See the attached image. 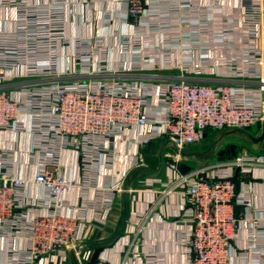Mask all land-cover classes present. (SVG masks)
Segmentation results:
<instances>
[{
	"label": "built area",
	"instance_id": "1",
	"mask_svg": "<svg viewBox=\"0 0 264 264\" xmlns=\"http://www.w3.org/2000/svg\"><path fill=\"white\" fill-rule=\"evenodd\" d=\"M34 1L0 0V9L8 12L0 30V140L8 131L32 134L35 145L22 164H35L37 170L31 179L17 174L15 151L0 145V233L24 237L23 252H13L11 260L30 264L68 248L79 255L91 227L107 216L124 182H96L101 166L111 158L113 136L145 128V141L166 137L181 155L202 143L210 131L257 126L259 133L264 122V0H243L241 13L230 24L223 22L222 31L202 22L196 33L218 32L223 39L236 25L240 35L230 36L215 57L214 49L201 54L200 64H171L169 56L162 68L179 74L157 84L123 75L157 69L159 60L148 58L156 36L147 26L157 27L163 38H178L173 20L158 14L161 8L153 9L151 0H126V25L133 32L117 35L120 52L141 47L149 55L142 63L121 67L106 65L115 47L106 45L103 35L67 34L66 19L59 12L63 0H56L57 8ZM182 4L192 6L190 0ZM69 14L75 16L74 8ZM99 20L108 22L110 16L106 13ZM71 45L75 50L70 64L63 66L61 48ZM65 153L75 156L80 180L65 174ZM261 160L243 153L187 171L179 168L177 159L169 162L173 176L161 195L179 189L184 196L181 216L188 222L189 264H229L238 231L248 219L237 207L252 206L251 196L239 192L238 184ZM138 161L136 157L132 164ZM30 182L42 186L44 195L25 194ZM75 187L81 192L79 200L71 212H63L64 196ZM90 189L100 191L94 200ZM134 243L135 238L128 252Z\"/></svg>",
	"mask_w": 264,
	"mask_h": 264
},
{
	"label": "crops",
	"instance_id": "2",
	"mask_svg": "<svg viewBox=\"0 0 264 264\" xmlns=\"http://www.w3.org/2000/svg\"><path fill=\"white\" fill-rule=\"evenodd\" d=\"M190 1L191 7L182 4V0H151L150 5L153 9L161 8L158 14H165L173 20V34L179 39L163 38L157 27L147 26L149 29L147 32L156 36L151 40L154 43L151 55L148 54L147 48L141 47H132V51L126 54L120 52L117 35L133 32L131 27L126 25L128 16L126 0H63L60 1L62 11L59 12L64 14L65 30L69 36L99 34L104 36L106 45L115 47L108 53L110 62L107 60V66L121 67L142 63L143 56L147 54L150 62L159 60V63H155L157 69L123 74L127 79L153 81L157 84L179 74L178 70L162 68L167 65L164 62H168L169 56H171V64H179L181 61L188 65L200 64L201 54L211 53L214 49L215 57L218 49L228 44L226 40L231 39L230 36L236 39L240 35V29L236 25L224 32L223 39L216 36L218 32L200 34L196 32L199 31L202 22H208L215 30L222 31L223 22L228 20L230 24L234 16L241 13L243 0ZM34 2H43L45 6L52 4L57 8L54 4L56 0ZM172 3L176 5H171ZM70 7L76 11L74 17L69 16ZM106 13L109 14L110 20L103 23L99 19ZM6 18L8 12L0 9V30L4 27L3 21ZM182 23L188 24L190 28L182 27ZM9 25L13 28L12 22ZM9 27L7 29H10ZM169 47L172 48L171 55H167ZM74 50V45L61 48L59 58L61 65L70 64V56H73ZM185 51H188V55ZM213 132L215 131H210L199 145L185 149L186 152H198L191 157L179 155L176 147L166 137L145 141V128H133L129 133L113 136L111 158H107L106 166H101L100 176L96 182L104 185L124 182L122 190L115 191L112 207L107 216L91 227L86 240L79 245V255L68 248L48 259H38L35 264H189V254L185 244L188 237V222L181 216L184 196L179 189L164 196L161 194L173 176L169 162L177 159L179 168L187 171L204 165L206 163L204 160L214 155V148L213 152L195 149L197 146L201 147L200 145L208 140ZM1 137L3 140H0V145L15 151L16 173L33 178L37 172L35 164L23 166L22 162L29 157L28 151L35 145L34 136L8 131ZM226 141L227 139H222L217 145L218 149H224L225 144L228 143ZM230 144L231 147L237 145L236 141ZM242 146L245 147L244 153L259 156L264 160V140L256 147L245 144ZM252 148L258 149L259 153H250ZM221 150L216 151L214 156L217 157L218 154L223 156ZM240 152L243 153L242 148ZM136 157L139 163L133 165L132 162ZM262 160L254 165L253 172L242 177L238 184L239 192L251 196L252 206L250 210L244 209L242 205L237 207L238 214L243 213L248 219L238 231L229 264L264 262V161ZM64 162L65 174L76 181L80 180L75 156L65 153ZM99 192L90 189L91 199L97 198ZM24 193L35 198L44 195L45 190L35 182H30ZM80 193L78 187H75L65 194L63 212H71V206L79 200ZM21 236L0 233V264H30L25 260L17 263L11 260L13 252H23L26 246V241ZM134 238L133 248L128 252L130 241ZM87 254L88 260H83L82 256Z\"/></svg>",
	"mask_w": 264,
	"mask_h": 264
},
{
	"label": "rangeland",
	"instance_id": "3",
	"mask_svg": "<svg viewBox=\"0 0 264 264\" xmlns=\"http://www.w3.org/2000/svg\"><path fill=\"white\" fill-rule=\"evenodd\" d=\"M226 130H222V131H219V132L218 131L213 132L211 134V136L208 138V140H206L202 145H200L201 147L197 146L195 148L197 151H207L208 150V152H210V151L213 152V148H214L215 150H214L213 154L215 155L216 151H220L221 150V149H218V146H217L218 143H221L222 139H227L226 142H228V143H226L224 149L222 148V150H221L222 151L221 154L223 156H220L218 153H217L218 154L217 157L212 155L211 158H207V159L204 160L206 162L204 164H212V163H214L216 161L223 160V159L227 160V159L238 158L240 155H242L244 153L243 149H245V147L242 146L243 144H245L247 146L248 145L252 146L251 141L249 139H247L246 137L240 135V134L227 135V136L221 138V135ZM246 131L251 132V133H258L259 128L257 126H252V127L247 128ZM234 141H236V144H237V145H235L236 151H235V147H233V146L231 147V144H230V142H234ZM241 148H242V152L243 153L240 152ZM250 153H255L256 154V153H259V150L256 149V148H252L250 150ZM201 161H203V160H201Z\"/></svg>",
	"mask_w": 264,
	"mask_h": 264
},
{
	"label": "water",
	"instance_id": "4",
	"mask_svg": "<svg viewBox=\"0 0 264 264\" xmlns=\"http://www.w3.org/2000/svg\"><path fill=\"white\" fill-rule=\"evenodd\" d=\"M232 134H240V135L246 137L247 139H249L251 141L252 146L256 147L257 145H259L264 140V122H263L262 129H261V131L259 133H251V132H248V131L243 130V129L231 128V129L226 130L221 135V137H225L227 135H232ZM172 144L177 149V146L174 143H172ZM194 153L197 154L198 152H186L185 150H183L181 152L182 155L188 156V157H191V156L195 155Z\"/></svg>",
	"mask_w": 264,
	"mask_h": 264
}]
</instances>
